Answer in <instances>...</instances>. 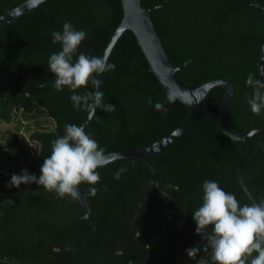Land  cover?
Here are the masks:
<instances>
[{
    "label": "trees",
    "instance_id": "1",
    "mask_svg": "<svg viewBox=\"0 0 264 264\" xmlns=\"http://www.w3.org/2000/svg\"><path fill=\"white\" fill-rule=\"evenodd\" d=\"M24 1L0 0V16ZM223 1L141 3L153 8L154 26L175 64L201 53L218 38L179 69L177 76L192 86L231 80L235 92L224 118L226 127L239 134L258 128L264 131V112L254 115L250 111L253 89L245 84L249 73L259 78L264 9L254 6V0ZM123 13L121 0H46L0 29V123L15 120L18 124L10 134L0 131V264H197L207 255L203 251L206 242L196 233L192 214L202 205L205 180L218 182L241 206L264 200V141L255 134L250 139L252 152L240 165L253 200L238 172V162L249 145L232 139L219 125L223 87L209 91L180 138L151 156L158 185L146 161L120 157L97 169L101 179L95 185L99 188L95 197L88 195V184L79 186L89 202L96 231L89 219H81L85 210L78 199H58L36 183L8 186L11 176L24 169L39 177L51 154V141L64 135L66 124L81 126L88 117L85 111L74 109L67 87L62 92L54 87L48 58L61 45L52 42L51 33L62 31L69 22L87 33L77 55H102ZM107 62L115 64V71L102 74L99 90L103 102L115 105L116 111L97 108L95 118L84 127L106 153L148 146L186 118L189 109L178 98L166 104V113L149 106V98L153 105L165 102L168 91L151 71L133 31L127 29L119 37ZM88 91H95L91 82L78 93ZM121 167L128 171L117 181L114 176ZM197 244L201 252L190 259L186 249ZM69 247L72 251H66Z\"/></svg>",
    "mask_w": 264,
    "mask_h": 264
},
{
    "label": "clouds",
    "instance_id": "2",
    "mask_svg": "<svg viewBox=\"0 0 264 264\" xmlns=\"http://www.w3.org/2000/svg\"><path fill=\"white\" fill-rule=\"evenodd\" d=\"M86 36L85 31L76 30L69 22L63 24L62 31H53L52 42L59 43L61 50L49 56L47 67L55 76V89L62 92L67 87L74 109L85 111L92 119L97 108L107 113L116 111L115 105L103 102V92L97 91L102 80L96 78L115 71L116 66L108 63L106 58L77 55ZM89 82L96 91L79 94L78 90L86 88ZM245 84L253 89L248 99L250 111L260 115L264 112V81L255 73H249ZM176 100L175 93L169 91L165 102L153 105L149 98L148 104L156 111L166 113L169 110L166 104H174ZM118 158L116 154H106V149L87 134L83 126L66 124L64 135L51 141V154L45 158L39 177L24 169L22 174L11 176L8 186L19 188L23 184L36 183L45 191L55 193L58 199L76 200L80 196L79 186L86 183L88 195L95 197L99 192L95 185L101 179L97 169ZM127 171V167H121L114 179L119 181ZM202 189V205L192 217L197 225L196 233L206 242L203 251L207 255L201 256L197 264H264V200L241 206L234 194L225 192L213 180H205ZM104 190L107 191L106 186ZM66 251L72 249L69 247ZM186 252L190 259H195L201 252V244L186 249Z\"/></svg>",
    "mask_w": 264,
    "mask_h": 264
},
{
    "label": "water",
    "instance_id": "3",
    "mask_svg": "<svg viewBox=\"0 0 264 264\" xmlns=\"http://www.w3.org/2000/svg\"><path fill=\"white\" fill-rule=\"evenodd\" d=\"M46 0H25L21 4L15 7H9V9L4 12L0 16V29L5 25L9 24L12 21H15L19 17L24 14L32 12L36 9L40 4H42ZM123 6V16L122 20L117 27L114 35L112 36L110 42L108 43L105 51L102 55H96L98 58H108L113 46L119 39V37L127 30H131L136 35L139 44L145 53L151 71H153L156 76L161 81L162 85L166 89V91H172L175 93L177 98L183 102L189 109V112L186 118L182 121V123L173 131L165 135L163 138L156 139L152 144L148 146L142 147H127L121 148L118 150L107 152L106 154H116L120 157H131L138 158L146 161L152 171L154 172L155 183L158 185V173L151 162V156L163 150L165 147L171 145L175 140L180 138L190 127V125L195 120L199 110L201 103L206 98L209 91L215 87H223L225 89V96L221 106V110L219 113V125L221 129L228 134L234 140H241L248 143L249 147L244 155L240 158L238 162V172H239V180L242 183L244 189L248 192L249 196L253 199V196L249 189L247 188L243 176L241 174L240 165L243 162H246L249 155L252 152V144L251 138L255 134L261 135V143L264 141V131L262 129H253L248 134H239L229 130L225 123L224 118L228 115L230 108L232 106L233 96L235 92L234 84L229 79H215L212 81H208L201 86H192L185 83L181 78L177 76V71L185 67L189 62L198 58L202 55L206 50H208L216 41L217 37L213 39V41L206 47L204 51L199 54H195L189 59H187L184 63L175 64L171 61L168 53L165 50L163 42L154 26L153 19L151 17V12L153 11L152 7L146 8L142 5L141 0H121ZM255 5L264 9V4L259 3L256 0ZM260 55H259V78L264 81V44L260 47ZM101 76L97 75L96 78L101 80ZM96 91V89H95ZM94 91V92H95ZM99 91V89H97ZM89 117L83 122L81 126L85 127ZM250 133H252L250 135ZM260 150V146H259ZM80 196L78 198L82 207L85 210V213L82 216V220L89 219L92 222L93 229L96 231V227L93 223V218L89 206V202L86 196L83 194L79 187ZM164 193H166L164 191ZM254 200V199H253ZM254 203H258L254 200ZM185 216L183 217V220Z\"/></svg>",
    "mask_w": 264,
    "mask_h": 264
},
{
    "label": "rangeland",
    "instance_id": "4",
    "mask_svg": "<svg viewBox=\"0 0 264 264\" xmlns=\"http://www.w3.org/2000/svg\"><path fill=\"white\" fill-rule=\"evenodd\" d=\"M18 113H19V115H22L21 111H18ZM16 127H18V124L15 120L12 123H6V122L0 123V131L1 132L5 131L7 134H10L13 131H15ZM22 134L25 137H28V133H27L26 129H24V128H22Z\"/></svg>",
    "mask_w": 264,
    "mask_h": 264
},
{
    "label": "flooded vegetation",
    "instance_id": "5",
    "mask_svg": "<svg viewBox=\"0 0 264 264\" xmlns=\"http://www.w3.org/2000/svg\"><path fill=\"white\" fill-rule=\"evenodd\" d=\"M226 1H227V0H224V1H223L224 4H226ZM236 2H237V3H242V2L239 1V0H236ZM255 2H256V0H254L253 5H254V6H257V5H255ZM258 2H259V3H262V2H260L259 0H258ZM262 4H263V3H262ZM10 7H12V6H10ZM257 7H258V6H257ZM260 8H261V7H260ZM215 38H216V37H215ZM217 40H218V38H217Z\"/></svg>",
    "mask_w": 264,
    "mask_h": 264
}]
</instances>
